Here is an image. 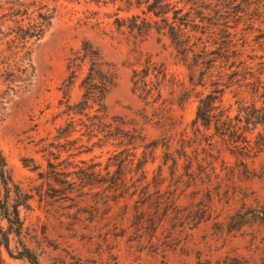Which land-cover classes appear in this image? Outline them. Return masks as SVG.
<instances>
[{"label":"rangeland","instance_id":"374dc122","mask_svg":"<svg viewBox=\"0 0 264 264\" xmlns=\"http://www.w3.org/2000/svg\"><path fill=\"white\" fill-rule=\"evenodd\" d=\"M162 1L170 19L173 6L189 9L181 0ZM21 2L0 0V264H30L24 252L40 264H264V151L246 161L250 175L226 152L225 165L214 164L218 178L195 183L185 176L183 157L166 149L211 88L190 84L167 29L156 30L160 19L135 1L57 0L48 2L55 14L37 39V8ZM258 34H245L248 70H264ZM84 43L114 75L100 113L96 105L77 106L86 64L65 95L68 57ZM140 54L141 63L148 57L166 69L161 99L172 119L165 123L133 91ZM209 70L236 69L217 60ZM101 115L104 125L136 128L140 138L131 145L105 138ZM255 132L264 136V127ZM6 208L16 209L18 235Z\"/></svg>","mask_w":264,"mask_h":264},{"label":"trees","instance_id":"16d2710c","mask_svg":"<svg viewBox=\"0 0 264 264\" xmlns=\"http://www.w3.org/2000/svg\"><path fill=\"white\" fill-rule=\"evenodd\" d=\"M14 1L18 2L19 6L24 5L21 0ZM56 1L31 0V6L37 8V11L34 10L37 12L36 18L32 19L37 39L50 26L55 14V8L50 7L48 2ZM134 1L136 7L146 4L144 14H152L163 23V26H158L156 30L167 29L176 56L180 57L188 68L190 84L194 88L208 84L211 88L207 94L199 97L195 118L189 128L185 127L168 136L166 149H173L178 157H183L185 176L195 183L211 181L215 175L214 164L219 160L225 165L222 154L226 152L236 159L241 172L250 175L246 161L254 159L264 151V136L255 132L258 126L264 127V70H248L250 67L242 58L247 47H251L245 34L257 30L258 37L264 40V0H213L214 3H208L206 0H181L185 6L189 5L188 11L173 6L171 19L167 16L169 10L166 9L170 6L168 2L127 0V3L132 6ZM154 25H157L156 21ZM239 28L243 33L238 32ZM217 60L236 70H209ZM85 64L87 73L80 84L83 95L77 106L87 109L96 105V111L103 112V101L114 84V75L103 70L99 53L88 43H84L77 51L71 50L67 63L70 80L65 95ZM137 64L141 66V70H132L133 91L158 113L157 123L171 120L172 110L168 106L170 104L161 99L160 89L167 76L166 69L148 57L143 63L140 60ZM240 68L241 70H237ZM226 96L230 97L229 103L224 101ZM102 118L103 115L99 116L98 120L99 126L103 127L101 132L105 138L127 141V145L140 138L138 129L132 128L125 132L104 125ZM114 131L118 133L115 134ZM175 135H178L176 141ZM152 146L155 148L157 144ZM172 161L176 166L177 161ZM4 169L5 161L0 151V181L3 184ZM261 171L264 173L263 168ZM217 178L215 175V179ZM4 218L18 235L19 217L16 209L10 214L6 208ZM22 257L30 264H40L37 258L28 252H24Z\"/></svg>","mask_w":264,"mask_h":264}]
</instances>
